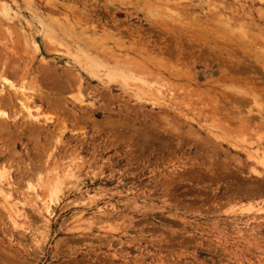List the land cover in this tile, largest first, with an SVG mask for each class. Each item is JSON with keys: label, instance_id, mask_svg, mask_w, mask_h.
<instances>
[{"label": "rangeland", "instance_id": "374dc122", "mask_svg": "<svg viewBox=\"0 0 264 264\" xmlns=\"http://www.w3.org/2000/svg\"><path fill=\"white\" fill-rule=\"evenodd\" d=\"M263 41L264 0H0V264H264Z\"/></svg>", "mask_w": 264, "mask_h": 264}, {"label": "bare ground", "instance_id": "6f19581e", "mask_svg": "<svg viewBox=\"0 0 264 264\" xmlns=\"http://www.w3.org/2000/svg\"><path fill=\"white\" fill-rule=\"evenodd\" d=\"M162 2H163V1H162ZM173 2H174V1H172V3H173ZM166 3H167V2H166ZM174 3H175V2H174ZM151 6H152V5H151ZM162 13H163V12H162ZM260 13H261V12H260ZM169 14H170V13H169ZM253 14H254V13H253ZM196 16H197V15H196ZM246 16H247V15H246ZM189 25H190V24H189ZM191 25H192V24H191ZM195 25H196V24H195ZM100 27H101V26H100ZM192 28H193V27H192ZM197 29H198V27H197ZM121 30H122V29H121ZM177 31H178V30H177ZM137 32H138V31H137ZM146 32H147V31H146ZM156 32H157V31H156ZM232 32H233V31H232ZM212 33H213V32H212ZM135 35H136V34H135ZM155 35H156V34H155ZM190 35H191V34H190ZM257 35H258V34H257ZM197 36H198V35H197ZM199 36H200V35H199ZM167 37H168V36H167ZM200 37H201V36H200ZM209 37H210V36H209ZM232 37H233V36H232ZM239 37H240V35H239ZM191 38H192V37H191ZM191 38H190V39H191ZM198 38H199V37H198ZM236 38H237V37H236ZM260 38H261V37H260ZM170 39H171V38H170ZM215 39H216V38H215ZM248 39H249V38H248ZM251 39H253V38H251ZM133 41H134V40H133ZM136 41H137V40H136ZM165 41H166V40H165ZM166 42H167V41H166ZM174 42H175V41H174ZM174 42H173V43H174ZM203 43H204V42H203ZM263 43H264V41L262 42V44H263ZM114 44H115V43H114ZM224 44H225V43H224ZM251 44H252V43H251ZM162 45H163V44H162ZM171 45H172V44H171ZM187 45H188V44H187ZM187 45H186V46H187ZM195 45H196V44H195ZM199 46H200V45H199ZM228 46H229V45H228ZM232 46H233V45H232ZM234 46H235V45H234ZM188 47H189V46H188ZM221 47H222V46H221ZM225 47H226V46H225ZM226 48H227V47H226ZM94 49H95V48H94ZM10 50H11V49H10ZM137 50H138V49H137ZM143 51H144V50H143ZM145 51H146V50H145ZM160 51H161V50H160ZM237 51H238V50H237ZM11 53H12V52H11ZM103 53H104V52H103ZM197 53H198V52H197ZM183 54H184V53H183ZM229 54H231V53H229ZM243 54H244V53H243ZM186 55H187V54H186ZM224 55H225V54H224ZM232 55H233V54H232ZM263 55H264V53L262 54V56H263ZM0 56H1V55H0ZM230 56H231V55H230ZM260 56H261V54H260ZM262 56H261V57H262ZM13 57H14V56H13ZM159 57H160V56H159ZM167 57H168V56H167ZM199 57H200V56H199ZM263 57H264V56H263ZM171 58H172V57H171ZM244 58H245V57H244ZM1 60H2V59H1ZM114 60H115V58H114ZM174 60H175V59H174ZM199 60H200V59H199ZM216 60H218V59H216ZM246 60H247V59H246ZM246 60H245V61H246ZM171 61H172V60H171ZM239 61H240V60H239ZM239 61H238V63H239ZM255 61L258 62L259 60L257 61V60L255 59ZM240 62H241V61H240ZM247 62L249 63L250 61H247ZM252 62H254V61H252ZM256 62H255V63H256ZM12 63H13V62H12ZM210 63H211V62H210ZM234 63H235V64H234V65H235L234 67H236V65H237L238 63H236V62H234ZM259 63H260V62H259ZM262 63H263V62H262ZM262 63H261V64H262ZM149 64H150V63H149ZM182 64H183V63H182ZM219 64H220V63H219ZM240 64H243V65H244V61H243V63H240ZM251 64H252V63H251ZM257 64H258V63H257ZM0 65H1V64H0ZM180 65H181V64H180ZM253 65H255V64H253ZM253 65H252V66H253ZM258 65H259V64H258ZM263 65H264V63H263ZM263 65H262V66H263ZM4 66H5V65H4ZM9 66H11V65H9ZM144 66H145V65H144ZM178 66H179V65H178ZM183 66H184V65H183ZM241 66H242V65H241ZM246 66H247V65H246ZM248 66H249V65H248ZM248 66H247V67H248ZM0 67H1V66H0ZM239 67H240V65H239ZM247 67H246V68H247ZM255 67H256V66H255ZM6 68H8V67H6ZM11 68H12V67H11ZM231 68H232V67H231ZM241 68H242V67H240V69H241ZM246 68H243L244 71H245ZM262 68H264V66H263ZM240 69H239V68H238V69H235V72H236V70H240ZM243 69H241V70L243 71ZM7 70H8V69H7ZM10 70H11V72H12V69H9V71H10ZM14 70H15V69H14ZM14 70H13V72H14ZM137 70H138V69H137ZM183 70H184V69H183ZM262 70H263V69H262ZM9 71H8V72H9ZM16 71H17V70H16ZM16 71H15V72H16ZM141 71H142V70H141ZM170 71H171V70H170ZM244 71H243L242 73H244ZM246 71L254 72L255 70L252 71V68H251V65H250V68L248 67V70L246 69ZM246 71H245V72H246ZM260 71H261V68H260L259 72H260ZM8 72H7V73H8ZM13 72H12V73H13ZM17 72H18V71H17ZM182 72H183V71H182ZM230 72H231V71H230ZM259 72H258V73H259ZM172 73H173V72H172ZM231 73H232V72H231ZM237 73H241V72H237ZM242 73H241V74H242ZM260 73H261V72H260ZM48 74H49V73H48ZM248 74H249V73H248ZM263 74H264V73H263ZM13 75H14V74H13ZM52 75H53V74H52ZM228 75H229V74H228ZM230 75H231V74H230ZM230 75H229L228 77H230ZM7 76H9V75L7 74ZM50 76H51V75H50ZM225 76H227V75H225ZM225 76H224V77H225ZM235 76H236V74L234 73V74H233V77H235ZM244 76H245V75H244ZM244 76H243V77H244ZM252 76H253V75H252ZM42 77H43V76H42ZM42 77H41V78H42ZM54 77H56V76H54ZM46 78H47V77H46ZM50 78H51V77H50ZM65 78H66V79H64V80H65V82H66L67 77H65ZM261 78H262V77H261ZM1 79H3V78H1ZM69 79H70V78H68V80H69ZM71 79H72V78H71ZM224 79H225V78H224ZM227 79H229V78H227ZM231 79H232V78H231ZM244 79H245V78H244ZM248 79H249V78H248ZM263 79H264V78H263ZM35 80H36V79H35ZM73 80H74V79H73ZM234 80H235V78H234ZM240 80H241L240 78H238V77L236 78V81H238L237 84L240 82ZM242 80H243V79H242ZM246 80H247V79H246ZM5 81H6V80H5ZM30 81H31V80H30ZM141 81H142V80H141ZM256 81H257V80H256ZM51 82H54V81H51ZM56 82H57V81H56ZM68 82H69V81H68ZM234 82H235V81H234ZM243 82H244V81H243ZM54 83H55V82H54ZM61 83H62V82H61ZM61 83H60V84H61ZM63 83H64V82H63ZM254 83H255V82H254ZM72 84H73V83H72ZM252 84H253V83H252ZM43 85H44V84H43ZM62 86L65 87V88H67L65 84H63ZM70 86H71V85H70ZM165 86H166V85H165ZM258 86H259V84H258ZM60 87H61V86H59V89H60ZM73 87H74V86H73ZM10 88H11V87H10ZM55 88H56V87H55ZM77 88H78V87H77ZM12 89H13V88H12ZM12 89H11V90H12ZM20 89H21V88H20ZM53 89H54V88H53ZM57 89H58V87H57ZM63 89H64V88H63ZM29 90H30V89H29ZM60 90H61V89H60ZM158 90H159V89H158ZM180 90H181V89H180ZM14 91H15V90H14ZM19 91H20V90H19ZM55 91H56V90H55ZM64 91H65V89H64ZM188 91H189V90H188ZM259 91H260V89H259ZM16 92H17V91H16ZM16 92H14V94H15ZM61 92H63V90H61ZM61 92H60V93H61ZM85 92H86V91H85ZM17 93H18V92H17ZM20 93H21V92H20ZM185 93H186V92H185ZM192 93H193V92H192ZM210 93H211V92H210ZM10 94H11V92H10ZM18 94H19V93H18ZM64 94H65V92H64ZM197 94H198V93H197ZM15 95H16V94H15ZM20 95H21V94H20ZM22 95H23V93H22ZM37 95H38V94H37ZM62 95H63V94H62ZM77 95H78V93H77ZM12 96H13V95H12ZM12 96H10V95H7V97L4 96V97L6 98L7 104L10 103V102H12V99H13ZM64 96H65V95H64ZM87 96H88V95H87ZM210 96H211V95H210ZM242 96H243V95H242ZM15 97H16V96H15ZM182 98H183V97H182ZM222 98H223V97H222ZM222 98H221V99H222ZM47 99H48V98H47ZM60 99H61V97H60ZM212 99H213V98H212ZM237 99L240 100L238 97H237ZM3 100H4V99H3ZM58 100H59V99H58ZM231 100H232V99H231ZM235 100H236V98H235ZM241 100H242V99H241ZM246 100H247V99H246ZM22 101H23V100H21V103H22L21 106L23 107V110L25 109L24 111H27V112H25L26 114L28 113V114H27V115H28L27 117H28L29 119L32 118L33 120H37V119H38V118H37V113L34 114V115H36V116H33V115L31 114L32 109H30L31 106L29 107V105H28L29 102H28V103H27V102H26V103H23ZM24 101H26V100H24ZM56 101H57V100H56ZM62 101H63V100H62ZM214 101H215V100H214ZM249 101H250V100H249ZM257 101H258V100H257ZM19 102H20V101H19ZM234 102H235V101H234ZM236 102H237V100H236ZM238 102H239V101H238ZM238 102H237V103H238ZM247 102H248V101H247ZM5 103H6V102H5ZM173 103H174V102H173ZM244 103H245V101H244ZM248 103H250V102H248ZM62 104H63V103H62ZM241 104H242V103H241ZM251 104H252V103H251ZM60 105H61V104H60ZM83 105H85V104H83ZM238 105L240 106V103H239ZM238 105H237V106H238ZM48 106H49V104H48ZM242 106H243V105H242ZM245 106H246V105H245ZM10 107H11V106H10ZM53 107H54V106H53ZM201 107H202V106H201ZM232 107H233V106H232ZM251 107H252V106H251ZM262 107H264V106H262ZM2 108L4 109V107H2ZM2 108H1V109H2ZM37 108H38V107H37ZM59 108L61 109V107H59ZM240 108H241V107H240ZM11 109H12V108H11ZM262 109H263V108H262ZM262 109H261V110H262ZM30 110H31V111H30ZM33 110H36V108L33 109ZM37 110H38V109H37ZM37 110H36V111H37ZM230 110H231V109H230ZM239 110H240V109H239ZM20 111H21V110H20ZM62 111H63V110H62ZM242 111H243V110H242ZM244 111H245V110H244ZM251 111H253V110H251ZM263 111H264V109H263ZM64 112H65V111H64ZM198 112H199V111H198ZM235 112H237V111H235ZM196 113H197V112H196ZM46 114H47V113H46ZM75 114H76V113H75ZM221 114H222V113H221ZM14 115H16V114H14ZM14 115H13V116H14ZM49 115H50V114H49ZM29 116H30V117H29ZM38 116H39V115H38ZM262 116H264V115H262ZM14 117H15V116H14ZM25 117H26V116H25ZM27 117H26V118H27ZM84 117H85V116H84ZM12 118H13V117H12ZM28 118H27V119H28ZM190 118H191V117H190ZM258 118H259V117H258ZM260 118H261V117H260ZM260 118H259V119H260ZM27 119H26V120H27ZM219 119H220V118H219ZM228 119H229V118H228ZM261 119H262V118H261ZM9 120H10L9 115H8L5 111L2 112V110H1V111H0V133H2V132H4L5 130L8 129V121H9ZM11 120H12V119H11ZM26 120H25V121H26ZM255 120H256V119H255ZM263 120H264V119H263ZM28 121H29V120H28ZM30 121H31V120H30ZM119 122H120V121H119ZM34 123L36 124V122H34ZM34 123L32 122V124H34ZM38 123H39V122H38ZM222 123H223V122H222ZM247 124H249V123H247ZM253 124H255V123H253ZM256 124H257V123H256ZM256 124H255V125H256ZM10 125H12V124H10ZM14 125H15V124H13V127H14ZM41 125H43V124L41 123ZM23 126L25 127V126H26V123L23 124ZM256 126H257V125H256ZM259 126H260V125H259ZM259 126H257V128H258ZM263 126H264V125H263ZM13 127H12V129H13ZM18 127H19V126H18ZM24 127H23V128H24ZM42 127H43V126H42ZM261 127H262V126H261ZM30 128L32 129V127H29V129H30ZM40 128H41V127H40ZM54 128H55V127H54ZM121 128H122V127H121ZM149 128H150V127H149ZM173 128H174V127H173ZM213 128H214V127H213ZM217 128H218V127H217ZM244 128H245V127H244ZM257 128H256V129H257ZM259 128H260V127H259ZM31 129L28 130V132L31 131ZM34 130H37V129H35V127H34ZM38 130H39V129H38ZM139 130H140V129H139ZM257 130L259 131V129H257ZM123 131H124V130H123ZM130 131H131V130H130ZM260 131H261V135H262V130H260ZM28 132H27V133H28ZM221 132H222V131H221ZM254 133H255V132H254ZM33 134H34V133H32V134H30V135H33ZM263 134H264V133H263ZM220 135H221V134H220ZM255 135H256V134H255ZM255 135H254V136H255ZM257 135L260 137L259 133H258ZM257 135H256V136H257ZM34 136H38V135H36V133H35ZM6 137H7V136H5V138H6ZM8 137H9V136H8ZM139 137H141V136H139ZM150 139H151V138H150ZM240 139H241V138H240ZM259 139H261V138H259ZM14 141H15V140H14ZM232 141H233V140H232ZM241 141H242V140H241ZM183 142H184V141H183ZM213 146H214V145H213ZM170 148H171V147H170ZM7 153H8V152H7ZM1 157H2V156H1ZM10 158H11V157H10ZM1 159H2V158H0V160H1ZM221 159H222V158H221ZM6 160H7V158H6ZM8 163H9V162H8ZM8 163H7V164H8ZM34 164H36V163H34ZM36 165H37V164H36ZM36 165H35V166H36ZM207 165H208V164H207ZM260 165H261V164H260ZM5 169H6V168L4 167L3 163L1 164V162H0V179L4 178L5 175L8 173V172L6 173V170H5ZM243 169H244V168H243ZM230 170H231V169H230ZM235 170H236V169H235ZM245 170H246V169H245ZM33 171H34V170H33ZM33 171H32V172H33ZM36 171H37V170H36ZM221 171H222V170H221ZM251 171H252V170H251ZM34 172H35V171H34ZM211 173H212V172H211ZM8 174H9V173H8ZM25 174H27V173L25 172ZM214 174H215V173H214ZM217 174H218V172H217ZM227 174H228V173H227ZM37 175H39V174H37ZM234 175H235V174H234ZM250 175H251V174H250ZM6 176H8V175H6ZM33 176H34V175H33ZM211 176H212V175H211ZM215 176H216V175H215ZM217 176H218V175H217ZM232 176H233V175H232ZM232 176H231V178H232ZM255 176H256V175H255ZM18 177H19V176H18ZM40 177H41V176H40ZM55 177H56V176H55ZM229 177H230V176H229ZM229 177H228V179H230ZM31 178H33V177H31ZM53 178H54V177H53ZM5 179H6V178H5ZM225 179H226V178H225ZM238 179H239V178H238ZM238 179H237V180H238ZM209 180H212V179H209ZM223 180H224V179H223ZM235 180H236V179H235ZM260 180H261V179H260ZM238 181H239V180H238ZM238 181H237V182H238ZM257 181H259V180H257ZM17 182H18V181H17ZM167 182H168V181H167ZM16 184H17V183H16ZM244 185L246 186L245 183H243V186H244ZM245 186H244V187H245ZM260 186H261V185H260ZM263 186H264V185H263ZM250 187H251V186H250ZM253 187H254V186H253ZM230 189H231V188H230ZM242 189H243V188H242ZM227 190H228V189H227ZM254 190H255V189H254ZM228 192H229V190H228ZM241 193H242V192H241ZM247 193H248V192H247ZM227 194H228V193H227ZM248 194H250V193H248ZM225 195H226V194H225ZM152 196H153V195H152ZM14 220H15V219H14Z\"/></svg>", "mask_w": 264, "mask_h": 264}]
</instances>
